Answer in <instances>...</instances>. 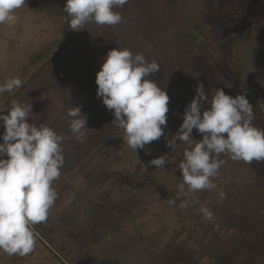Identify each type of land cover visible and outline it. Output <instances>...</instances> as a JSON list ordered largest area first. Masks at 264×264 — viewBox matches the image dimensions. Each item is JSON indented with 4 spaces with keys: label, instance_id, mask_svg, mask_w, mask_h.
I'll list each match as a JSON object with an SVG mask.
<instances>
[{
    "label": "rangeland",
    "instance_id": "rangeland-1",
    "mask_svg": "<svg viewBox=\"0 0 264 264\" xmlns=\"http://www.w3.org/2000/svg\"><path fill=\"white\" fill-rule=\"evenodd\" d=\"M75 1L90 14L107 0ZM109 1L108 12L91 30L100 33L101 49L121 60L110 74L115 83L103 94L118 97L123 75L132 88H147L146 94L156 96L173 81L179 101L193 106L189 121L194 130L181 136L167 118L158 133L144 131L141 114L133 113L112 137V147L95 155L83 131L91 120L89 111L65 114L59 103L76 102L79 91L95 81V72L84 59L76 62L71 57V47L66 46L65 36L55 32L57 22L49 15L17 0H0V173L9 171L18 154L25 156L20 154L25 148L19 152L12 134L8 135L19 127L25 129L27 140L41 131L36 143L43 144L46 157L51 155L69 171L51 184V174L44 171L50 169V162L41 155L37 161L28 157L30 169L23 177L39 181L33 187L22 182L19 201L34 210L47 209L49 202H57V207L46 218L38 213L26 216V208H20L27 227L13 210L18 209L17 196L15 200L3 191L0 264H264V220L255 222L251 199L246 200L245 214L231 213L228 196L231 185L232 196L255 184L264 190V134L258 128L264 129V121L245 118L244 127L237 126L232 146L227 143L219 152L208 148L209 129L227 103L217 82L232 75L233 60L228 59L232 40L251 33L257 22L253 0L208 5L205 15L213 42L198 39L196 44L186 38L190 22L163 34L168 8L163 1L159 5L161 0ZM55 40L56 63L46 62L41 70L39 64L31 67L33 53L46 54ZM60 50L64 55L56 57ZM245 50L239 44L236 52ZM80 51L87 54L85 47ZM30 81V89L35 85L33 93H21ZM17 92L21 98L14 96ZM25 97L32 101L30 106L18 110ZM41 172L45 174L39 176ZM99 176L107 180L97 182ZM36 218L46 229V238L35 230Z\"/></svg>",
    "mask_w": 264,
    "mask_h": 264
},
{
    "label": "trees",
    "instance_id": "trees-1",
    "mask_svg": "<svg viewBox=\"0 0 264 264\" xmlns=\"http://www.w3.org/2000/svg\"><path fill=\"white\" fill-rule=\"evenodd\" d=\"M17 1L43 15H49L53 21L55 20L57 22V29L55 32L65 36L67 40L66 46L69 47V50L71 47V57H73L75 61L84 59V64L92 68L91 72H95L93 75L96 77L95 81L79 91L81 96L76 102L70 101V99L66 101L59 100V103L62 106V113L76 114L80 110L89 111L88 115L91 120L83 125V131L85 136L90 139L87 146H90L95 150V155L101 153L103 148L105 149L108 146V148L112 147V137L122 130L124 121L133 113L141 114V127H143L144 131L158 133L160 131V126L167 118L172 122L170 125H172L173 128L178 129L181 136H185L194 130L192 123L189 121L193 112V106L191 103H182L179 101V92L173 81L167 82L164 85V87H166L164 92L156 96L154 94H146L147 88L135 86V88H132L129 78L123 75L124 81H122L121 84H118V90L120 93L118 97H108L103 94L104 88L115 83L110 74H113L119 67L121 60L116 57L112 51L109 52L102 50L101 44L98 41L101 36L100 33L92 32L91 30L97 24L98 19H101L103 15L108 12L109 0L102 2V4L90 14L80 8L75 0ZM145 1L151 2L156 0ZM221 1L222 0L158 1L159 5L162 2L163 6L168 8V11L163 14V34H166L167 30H171L173 27H181L187 22H190L192 23V28L190 29L191 31H187L186 38L189 39L192 44H196L198 39L212 40L213 42V29L207 22L205 14L208 5L211 4L214 7H218ZM253 4L254 7L251 9L255 11L257 22L254 23L251 33H245L232 40L228 56L229 61L233 60L231 61L232 69L230 70L232 75L227 79L219 78V81L217 82L223 89L222 93L224 101L227 103L226 105L221 106L219 112L215 115V122L209 129L210 140L208 142V148L212 152L220 150L224 145L226 146L227 143L232 146L237 126L242 124L244 127L245 118L252 120L253 122H255L256 119L264 121V0H253ZM57 19L59 20L57 21ZM239 44L240 46H244V50L246 49L241 54H237L236 52ZM55 46H57L56 40L52 41L47 46L48 49L46 47V54L42 52H34L29 65L34 64L35 66L39 64L38 68L41 70L44 66H47L52 62L56 63V60L54 59L55 54L53 53L56 48ZM83 47H85L87 54H83L80 51ZM57 54L59 57H62L64 51H58L56 57ZM62 59H64V57L61 58V60ZM68 60L69 57L67 61ZM130 62L131 61H128V63ZM43 63H45V65H40ZM31 67H33V65ZM55 71L60 74L58 68L55 69ZM125 80L128 81L125 82ZM67 82L69 83V81ZM17 83L14 84L17 85ZM34 86L32 84V88L30 89L31 81L30 83H25L24 86H22L21 93L26 94L25 92L27 91L28 95L32 94ZM77 86L78 85H76V89L73 87L72 90L74 92H77ZM41 91V93H43L47 90ZM145 95L146 97L142 99ZM14 96L21 98L19 92L14 94ZM14 96H12L11 101L16 98ZM31 102V100H26L25 97L22 99V104L20 106V103L18 104L17 102V106L19 107V109H17H27ZM162 111L166 113V116L164 114L162 115ZM60 115L62 116V114ZM61 116L57 119L60 120ZM6 123L8 126H12L8 117ZM46 127V130L49 132L54 131L52 127ZM258 128L264 134V129L262 130L260 126H258ZM64 129L67 130L66 127ZM41 133L42 132L40 131L33 136L34 138L27 140L25 129L19 127L18 130H12L8 135L10 137L12 134L15 141L14 144L18 147L19 152L23 147L25 148V151L22 149V152H20V154L25 152V156L22 157V155L20 156L18 154L16 161H14V164L10 167L9 171H5V173L2 174L0 173V195L3 197V191H5L12 198L17 196L18 200L15 198V206H18V209L13 207V210L21 216V220L25 225L27 224V219L22 217L24 212L20 210V208L22 209V207L25 206L19 201V195L23 193V189L19 187H21L22 182L26 183L25 186L33 187L36 186L39 181L37 176V180L36 178H33L32 181L23 177L24 172L30 169L28 157L31 156L32 161H37L42 156L43 160L50 162V169H45L44 171L51 174V184L58 181L59 177H64L69 173V171H66L65 167L61 164H58L51 155L46 157L47 152L42 149L43 144L36 143L38 138L41 137ZM93 150H91V152ZM81 156L87 158V160L90 158H88V154H82ZM184 168H188V165L185 164ZM43 174L45 173L41 172L38 175L43 176ZM111 176L114 175L112 174ZM71 178L70 176L68 177L66 181L67 184H70ZM100 180L104 182L107 179H105L104 176H99L96 181L100 182ZM231 186V189L233 190L234 185ZM7 187L8 189H12V191H10L12 193L9 192ZM38 187L40 186L38 185ZM260 187L261 186L258 184L247 186L240 189L239 195L235 196H232V190H229L228 196L232 207L230 209L232 210L231 213L234 214V212L239 211L241 214H245L244 211L247 209L246 200L251 199L252 201L249 204H251L250 207L255 210V222L258 223L264 220V190ZM107 198V195L103 196L105 201ZM253 201H256L257 204H253ZM56 207L57 202H49L47 209L42 206L36 208L37 210H34L35 207H25L26 213L24 214L30 216L31 214L38 213L40 216L46 218L48 212L50 210H55ZM215 207L216 204L213 205V210H216ZM228 211L229 210L224 211V215ZM216 212L217 213L215 214L219 215L217 210ZM28 226H30V224H28ZM33 226H35L37 232L40 231L45 237L44 233L46 232V229L43 228V225L38 218L35 219Z\"/></svg>",
    "mask_w": 264,
    "mask_h": 264
}]
</instances>
